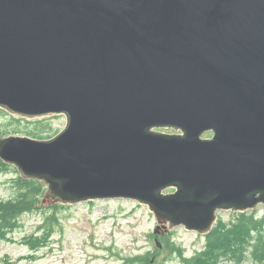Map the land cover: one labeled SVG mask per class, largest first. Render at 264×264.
Returning a JSON list of instances; mask_svg holds the SVG:
<instances>
[{"label": "water", "instance_id": "95a60500", "mask_svg": "<svg viewBox=\"0 0 264 264\" xmlns=\"http://www.w3.org/2000/svg\"><path fill=\"white\" fill-rule=\"evenodd\" d=\"M0 107L66 118L0 138L43 203L131 199L154 234L206 235L264 204V0H0Z\"/></svg>", "mask_w": 264, "mask_h": 264}, {"label": "rangeland", "instance_id": "374dc122", "mask_svg": "<svg viewBox=\"0 0 264 264\" xmlns=\"http://www.w3.org/2000/svg\"><path fill=\"white\" fill-rule=\"evenodd\" d=\"M14 119L16 122L12 115L1 116L0 130L6 131L8 136H27L26 126L31 128L32 125ZM50 122L53 131L49 134H57L65 127L66 118L57 114ZM14 129L19 134H13ZM159 131L180 133L172 128ZM210 136V133L203 134V138ZM13 177V172H0V199L11 197L10 180ZM168 191L173 190L165 192ZM58 204L44 203L46 210L43 217L40 211L20 216V227L7 235V241L0 240V264H143L141 260L144 258L151 264H180L178 252L173 251L170 244L182 248L183 256L195 255L206 244L205 235L187 230L184 226H175L167 231L161 227L158 228L159 234H154L157 223L153 212L147 205L135 200L116 198L60 204L62 207L52 212L51 206ZM51 213L55 214L57 223L49 221ZM238 213L219 210L216 218L222 224H230L237 219ZM246 213L261 216L264 204H258ZM47 228L52 233L45 246L33 250L24 243L29 235L40 236ZM222 261L235 264L234 259L223 258ZM239 264L252 263L246 256Z\"/></svg>", "mask_w": 264, "mask_h": 264}, {"label": "trees", "instance_id": "16d2710c", "mask_svg": "<svg viewBox=\"0 0 264 264\" xmlns=\"http://www.w3.org/2000/svg\"><path fill=\"white\" fill-rule=\"evenodd\" d=\"M7 115H12L13 121L16 118L32 125L31 128L26 126L27 137L45 140L56 134V132L52 135L49 134L53 131L50 119L55 118L56 115L27 120V117H16L18 115L11 114L0 107V117H7ZM2 131L4 130H0V137H7L6 131ZM18 132L14 129L13 134ZM0 172L14 173V177L10 180L11 197L0 199V240L7 241L9 239L7 235L20 227V216L40 211L43 217L46 210L43 199L48 192V185L36 178L23 177L14 165L1 159ZM61 207L60 204L52 205L51 211L54 212L53 209H60ZM246 212H239L236 215L237 219H234L233 223L230 224H222V221L218 219V223L213 225L212 229L205 235L206 244L204 248L195 255L183 256L182 248L172 244H170V248L178 252L180 264H228L222 261L223 258L234 259L235 264H239L246 256L251 259L252 264H264V213L261 216H256ZM49 221L57 223L54 213L49 216ZM51 233L52 230L47 228L45 233L40 236L29 235L24 243L30 249H39L48 243V237ZM141 262L151 264L147 258L142 259Z\"/></svg>", "mask_w": 264, "mask_h": 264}, {"label": "bare ground", "instance_id": "6f19581e", "mask_svg": "<svg viewBox=\"0 0 264 264\" xmlns=\"http://www.w3.org/2000/svg\"><path fill=\"white\" fill-rule=\"evenodd\" d=\"M0 138H2V137H0ZM44 182V181H43Z\"/></svg>", "mask_w": 264, "mask_h": 264}]
</instances>
